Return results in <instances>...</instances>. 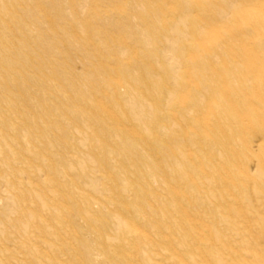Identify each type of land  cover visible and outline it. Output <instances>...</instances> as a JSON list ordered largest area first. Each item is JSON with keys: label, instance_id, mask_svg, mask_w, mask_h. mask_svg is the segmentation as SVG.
<instances>
[{"label": "rangeland", "instance_id": "374dc122", "mask_svg": "<svg viewBox=\"0 0 264 264\" xmlns=\"http://www.w3.org/2000/svg\"><path fill=\"white\" fill-rule=\"evenodd\" d=\"M38 1L39 4L35 1L34 6L26 0H16L13 4L16 3L24 9L31 7V12L34 8L37 12L41 7L46 8L52 16L50 23L55 30L49 31L50 28L44 26L42 31H38V42L42 48V52L38 53L41 55H26V48L32 51L36 49L33 45L26 46L28 40L21 39L20 33L15 29L7 30L3 37L9 40L8 43L15 52L10 56L15 64L13 71L7 70L8 58L4 61V79L10 83L22 81L30 92L34 90V85H38L42 96L32 99L26 93L17 91L15 98L21 105V115L27 120L15 128V134L0 138V151L3 144L7 143L15 152L11 168L0 163V224L3 225V230L7 231L0 235V247L7 249L5 253L0 251V264H127V260L131 261V264H203V260L218 264V258L211 254L217 246L223 250L224 258L228 259L236 251L239 252V259L245 262L243 257L247 255L248 248L243 246L242 237L245 239V236H248L247 228L255 227L260 235V242L264 240V236L261 237L263 218L260 216L264 215V197H258L261 202L256 210L249 206L246 199L242 200L240 197L250 213L251 227L245 226L234 212H230L228 198L220 194L222 182L226 178L225 172L218 168L207 172L211 166L196 154H202L200 140L208 135V128L204 123H198L187 116L189 111L183 104L187 99L182 97L172 100L169 96L171 87L173 88V68L169 63L173 64V54L181 45L180 41H176L178 33L173 24L160 27L156 22H151L146 29L132 28L129 31L128 37L132 47L142 54L141 62L137 64L143 68L142 72H139L142 79L139 84L145 91L144 96L152 97L155 116L153 121L145 120L143 125L136 123L146 134L140 137L143 142L138 153L121 151L117 146H123L113 140L115 138L112 137V131L104 125L97 126V133L101 134L99 136L104 142L103 148L107 150V153L100 151L98 157L113 182L109 184L110 192H114V197L110 192L98 193L97 198L103 205L98 209L94 205L95 195L89 185L90 173L88 176L85 171L79 169L70 174L65 172L72 164L78 167L77 162L71 161V156L82 150L76 141L71 139L75 132L65 126L70 113H73V103L60 102L49 107L45 102H52L53 87L42 80V74L48 69V55L53 54L48 49L50 44H56L55 50L59 49L55 52L58 55L57 63L64 67H75L80 59H86L87 47L76 46L75 50L66 51L65 47H70L73 39L67 33L62 35L66 27L80 32V26L75 22L84 21V16L82 20H75L70 15L59 19L56 13L65 9L60 8L62 0ZM69 2L73 3L74 10L80 13L81 0ZM21 15L18 8L17 16ZM34 18L35 22L40 21L38 17ZM26 23L32 25L28 18ZM6 27L9 26L5 25L4 28ZM94 29L96 28L89 29V33L95 34L96 38ZM170 30L173 32L169 37L167 32ZM72 35L74 36V33ZM98 43L99 40L93 49L88 50L94 60L92 62L87 59L86 71L88 75L93 76L95 85L101 83V76L106 78L108 91L111 92L117 86L123 87L128 73L135 70L134 64H122L118 56H111L102 66L98 60L101 56ZM113 47L114 43L110 49ZM165 48L173 52L167 54ZM24 60L30 62L24 64ZM110 61L119 66L116 72L109 68ZM151 63H154L156 70H160L159 79H163L162 84L158 83L159 79L156 81L150 77L148 67ZM108 68L110 71L106 72ZM75 85L78 86L79 81ZM124 88L126 85L123 87V94ZM118 95L123 96L121 91ZM104 97L113 111L120 114L119 105L109 100L107 94ZM192 103L194 102H190ZM40 107H43L44 111H41ZM24 110L33 113L35 124L31 117H26ZM125 112L124 116L128 114L130 117L128 107ZM0 114L3 115V119L0 117V126L9 130L13 119L6 117L8 112L0 111ZM95 117L94 123L103 121L102 115L97 111ZM116 122L120 123L116 131L121 130L122 120ZM58 125L63 127L58 129ZM26 137L30 138L29 143L37 156L27 153ZM110 149L118 150L120 156L119 152L111 154ZM112 157L117 160L120 171H116L112 166ZM25 172L31 173L29 181L32 186L21 187L24 176L22 173ZM8 175L9 183L4 181ZM208 180L213 182L212 189L203 187L207 185ZM125 184L130 185L129 191ZM80 189L88 192L80 196ZM7 191L17 193L19 202L22 201L14 207L16 212L9 216L2 210L9 198ZM216 193L219 202L205 208L206 224L210 226V232L198 236L187 224L186 213ZM40 197L47 201L46 206L42 205ZM116 210H119L117 215L121 219L141 229L147 239L131 240L127 234L129 228L123 227L122 247L116 248L108 242L107 237L118 229L119 218L115 219L113 214ZM55 216H59V219L56 220ZM14 225H20L24 230H8ZM50 244L56 247L50 249ZM38 246L41 247L40 252H36Z\"/></svg>", "mask_w": 264, "mask_h": 264}, {"label": "bare ground", "instance_id": "6f19581e", "mask_svg": "<svg viewBox=\"0 0 264 264\" xmlns=\"http://www.w3.org/2000/svg\"><path fill=\"white\" fill-rule=\"evenodd\" d=\"M14 1L16 0H0L2 42L0 44V111L8 112L6 117L13 119L9 130H6L5 126H0V138L14 133L15 128L27 120L21 115V105L15 98L17 91L26 93L32 99L42 96L38 91L40 89L38 85H34V90L30 92L22 81L10 83L9 80L4 79L2 67L6 58L9 64L7 70L13 71L15 68L10 58L15 52L10 47L9 40L3 38L6 35L4 33L15 29L18 34L20 33L21 39L28 40L26 46L33 45L36 49L32 51L26 48L25 54L33 53L40 56L38 52H42V48L38 42V31H42L44 26H48L49 31L55 30L50 23L52 16L46 8L41 7L39 12L34 8L31 12V7L24 9L16 3L13 4ZM26 1L33 6L35 1L39 4L38 0ZM63 1L65 0H62L60 8H65L67 11L60 9L61 12L56 13L59 19L64 15H70L75 20L78 18L82 20L84 16V21L79 23L74 21L80 26V32L68 27L63 30L62 35L67 33L73 41L75 40L70 42V47H65V50L73 51L76 46L87 47L86 59H80L75 67H64L57 63L58 55L55 52L59 49L55 50L56 44H50L48 49L53 54L48 55L46 62L48 69L42 74V80L47 85H51L54 91L52 102H45L49 107L60 102L73 103V113H70L65 126L75 132L71 135V139L75 140L82 150L71 156V161L77 162L78 167L72 164L65 170L66 174L78 169L85 171L87 175L90 173L89 185L95 195L94 205L98 209L103 206L97 198L98 193L110 192L109 184L113 182L106 172L107 168L101 165L98 157L100 151L107 153V150L103 148L104 142L99 136L101 134L97 133V126L104 125L112 131V137L115 138L113 140H117L123 146L116 143L121 151L138 153L143 142L140 137L146 134L137 127L136 123L143 125L145 120L153 121L155 116L152 97L144 96L145 91L139 84V81L142 82L139 72H142L143 68L142 65L137 64L141 62L142 54L137 48L132 47L128 37L129 31L132 28L146 29L151 22H156L160 27L173 24L178 33L176 41H180L181 45L173 54V64L169 63L173 68V74L171 73L173 88L171 87L169 96L173 98L172 100L182 97L187 99L183 101L189 111L187 116L198 123L199 121L204 123L208 128V135L201 137L200 140L202 154H196L211 166L207 172H211L212 168L222 169L225 172L226 178L222 182L220 194L230 201L229 206L232 210L230 212H234L245 226L251 227L250 213L241 199H246L249 206L256 210L261 202L258 197H264V0H175L177 2L174 0H81L80 13L74 10L70 0H66L65 4ZM18 8L22 13L19 17ZM34 17H38L40 21L35 22ZM27 18L31 20L32 25L26 23ZM5 25L9 27L4 28ZM91 28H96L94 29L96 38L95 34L89 33ZM172 32L173 30L168 31L167 35L170 37ZM36 33H38L37 37ZM98 40L101 49L98 60L102 66L111 56H118L122 64H134L135 70L128 73L129 76L124 83L126 85L124 94V85L117 86L109 92L106 78L101 76V83L95 85L93 76L88 75L86 71L87 59L92 62L94 60L88 50L93 49ZM113 43L114 47L110 49ZM165 51L167 54L173 52L168 48H165ZM29 62L30 60H24V64ZM154 66V63H151L148 70L150 77L157 81L160 70H156ZM109 68H113L116 72L119 66L111 62ZM109 68L106 72L110 71ZM77 81H79L78 86L75 85ZM162 82L163 79H159L158 83L162 84ZM119 91L123 96L118 95ZM105 94L109 100L119 105L120 114H116L105 101ZM169 102L168 104H171ZM190 102L194 103L190 104ZM127 107L131 112L130 117L128 114L124 116ZM40 110L44 111V108L40 107ZM24 111L26 117H31L35 124L33 113ZM95 111L102 115L103 121L94 123ZM0 117L3 119V115L0 114ZM116 120H122L121 130L116 131L120 124ZM58 127L61 129L63 126L58 125ZM103 129L101 131L104 133ZM25 140L27 153L37 156L29 143L30 138L26 137ZM110 152L113 154L119 151L110 149ZM14 155L15 152L8 144H3L0 163L11 168ZM118 155L120 156V152ZM111 160L114 169L120 171L117 160L113 157ZM22 175L21 187L32 186V182L29 181L31 173L25 172ZM6 178L4 181L8 182L9 175ZM212 183L208 180L207 185L203 187L212 189ZM125 187L129 191L130 185L125 184ZM86 192L88 191L80 189L79 195L84 196ZM110 193L114 197V192ZM7 194L9 198L2 210L6 216H9L16 212L13 210L14 207L22 201L19 202L17 193L13 191H7ZM40 199L42 205L46 206L47 201L43 200V197ZM217 201L219 202V197L216 193L186 213L187 224L196 235L210 232V226L206 224L205 208L215 205ZM118 211L113 213L115 219L119 218L118 229L107 237L108 242L116 248H121L123 227L129 228L127 234L131 240L147 239V235L141 229L121 219L117 215ZM260 216L263 218L262 237L264 215ZM55 219L58 220L59 216ZM0 229V235L7 232L3 230L1 224ZM12 229L16 232L24 230L20 225H14L8 230ZM247 229L248 236H245V239L242 237L243 246L248 248L247 255L243 257L245 262L239 259V252L236 251L228 259L224 258L223 250L217 246L211 254L218 258V264H264V240L260 242V235L255 227ZM55 247L53 244L49 245L50 249ZM0 248L1 252H7L4 246ZM40 251L41 247H36V252ZM127 264H131V261L127 260ZM203 264L212 263L203 260Z\"/></svg>", "mask_w": 264, "mask_h": 264}]
</instances>
